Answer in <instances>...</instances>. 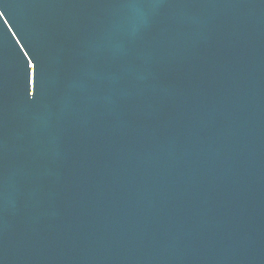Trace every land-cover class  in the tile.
Instances as JSON below:
<instances>
[{"label": "water", "instance_id": "95a60500", "mask_svg": "<svg viewBox=\"0 0 264 264\" xmlns=\"http://www.w3.org/2000/svg\"><path fill=\"white\" fill-rule=\"evenodd\" d=\"M0 12V264H264V0Z\"/></svg>", "mask_w": 264, "mask_h": 264}, {"label": "snow or ice", "instance_id": "6c2138e0", "mask_svg": "<svg viewBox=\"0 0 264 264\" xmlns=\"http://www.w3.org/2000/svg\"><path fill=\"white\" fill-rule=\"evenodd\" d=\"M3 15H4V13L0 12V16H3Z\"/></svg>", "mask_w": 264, "mask_h": 264}]
</instances>
